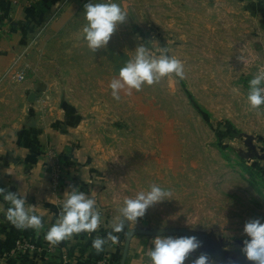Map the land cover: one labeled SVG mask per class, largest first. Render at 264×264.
<instances>
[{
    "label": "rangeland",
    "instance_id": "rangeland-1",
    "mask_svg": "<svg viewBox=\"0 0 264 264\" xmlns=\"http://www.w3.org/2000/svg\"><path fill=\"white\" fill-rule=\"evenodd\" d=\"M114 2L128 11L127 22L106 49H82L62 62L71 75L60 78L68 91L63 95L81 108L75 119L86 118L79 136L107 211L117 217L125 197L155 183L173 197L150 207L134 227L213 231L231 242L229 249L238 248L247 239L244 224L264 222V159L246 145L250 135L256 151L264 152V115L249 110L246 101L248 82L264 64L262 22L249 13L204 7L240 6L237 0ZM79 20L86 23L84 14ZM81 27L69 35L79 37ZM141 43L169 47L184 62L186 77L171 86L168 79L145 86L117 102L109 82ZM239 50L250 58L246 66L236 60ZM22 93L17 87V113L27 102ZM13 113L0 109L2 119Z\"/></svg>",
    "mask_w": 264,
    "mask_h": 264
},
{
    "label": "crops",
    "instance_id": "crops-1",
    "mask_svg": "<svg viewBox=\"0 0 264 264\" xmlns=\"http://www.w3.org/2000/svg\"><path fill=\"white\" fill-rule=\"evenodd\" d=\"M89 1L0 0V109L14 110L12 118L0 117V188L26 194V202L40 206L38 211L45 213L44 228L37 232L18 229L0 212V264H96L100 260L116 264L121 255L126 227L122 233H113L119 236L118 244L108 242L100 253L92 248L93 238H107L116 217L107 211L92 172L90 152L82 146L79 130L86 118L80 114L82 121L80 115L75 119L73 112L77 115L81 108L66 99L60 82L71 75V71L65 74L62 62H71L72 55L82 49L89 52L82 39L69 35L85 24L79 18ZM237 1L240 6L217 3L204 7L211 13H249L264 26V0ZM18 72L24 73V79L14 82ZM17 87L23 92L20 97L25 94L27 98L19 113ZM31 94L34 100L29 99ZM57 166L58 183L53 178ZM88 180L92 183H86ZM70 186L88 194L96 192L102 223L91 236L82 233L65 241L63 248L50 249L44 236L55 223L63 194ZM0 205L4 209L10 206L2 197ZM155 237L134 235L125 264H149L147 252ZM18 240L32 248H18Z\"/></svg>",
    "mask_w": 264,
    "mask_h": 264
},
{
    "label": "clouds",
    "instance_id": "clouds-1",
    "mask_svg": "<svg viewBox=\"0 0 264 264\" xmlns=\"http://www.w3.org/2000/svg\"><path fill=\"white\" fill-rule=\"evenodd\" d=\"M128 11L114 0L90 2L84 5V19L79 39L92 53L106 49L112 35L120 24L126 23ZM133 54L119 69L118 75L109 82L112 98L119 102L122 97H130L133 92H140L145 86H154L168 79L171 82L184 80L186 77L184 62L175 55H170L171 49L167 46L149 47L147 43L138 44ZM249 56L242 50L236 55V60L246 66ZM25 67H28L26 65ZM14 82L24 79V73L18 72ZM238 89H233L238 94ZM249 110L256 111L257 115H264L260 110L264 108V64L258 66L248 82L246 97ZM8 175L12 173L6 170ZM91 184V180L86 181ZM65 191L60 205V211L54 224L45 233V240L51 247H56L64 241L72 240L75 236L87 233L91 236L97 232L102 223V215L97 206L96 192L90 194L81 191L79 187L70 186ZM0 197L10 206L7 209L0 205V212L18 229H33L37 232L44 228V212L38 211L40 206L26 202V194L0 188ZM173 197L171 189L163 188L152 183L147 190L138 191L134 196L125 197L118 208V215L111 225L107 238L96 236L92 240V248L100 253L108 242L119 243V236L113 233H122L125 223L131 229L139 218H143L147 210ZM244 239L241 252L250 264H264V222L260 218L251 219L244 224ZM152 247L148 250L149 264H185L190 254L201 247V242L195 236H164L158 235L152 240ZM192 264H216L206 253L200 254Z\"/></svg>",
    "mask_w": 264,
    "mask_h": 264
},
{
    "label": "water",
    "instance_id": "water-1",
    "mask_svg": "<svg viewBox=\"0 0 264 264\" xmlns=\"http://www.w3.org/2000/svg\"><path fill=\"white\" fill-rule=\"evenodd\" d=\"M30 100L35 99V95L29 96ZM250 135H246V145L249 147L250 152L255 156L264 159V152L259 154L253 144L250 142ZM127 228L120 259L118 264H125L127 252L130 244V240L134 235H177L180 236H195L201 242V247L194 253L190 254L185 264H192L200 254L206 253L211 259L216 261V264H250L246 261L244 255L241 252L243 241H239V247L229 249L231 242L229 240L217 237L213 231L195 230L182 226H165V227H134L129 228L127 222L125 223Z\"/></svg>",
    "mask_w": 264,
    "mask_h": 264
},
{
    "label": "built area",
    "instance_id": "built-area-1",
    "mask_svg": "<svg viewBox=\"0 0 264 264\" xmlns=\"http://www.w3.org/2000/svg\"><path fill=\"white\" fill-rule=\"evenodd\" d=\"M58 177H59V171H58V166L56 168V170L54 171V174H53V178H54V182H57L58 180ZM58 183V182H57ZM16 246L18 248H23V249H28V248H32V246L24 241H21V240H18L16 242ZM48 247L50 249L54 248V247H51L49 244H48ZM67 257L65 255H63V260H65ZM96 264H107L106 263V260H100L98 261Z\"/></svg>",
    "mask_w": 264,
    "mask_h": 264
},
{
    "label": "trees",
    "instance_id": "trees-1",
    "mask_svg": "<svg viewBox=\"0 0 264 264\" xmlns=\"http://www.w3.org/2000/svg\"><path fill=\"white\" fill-rule=\"evenodd\" d=\"M65 245H66V244H65V241H64V242H62L61 244H59L57 247H58V248H63ZM68 254L70 255V254H71V251H68ZM119 259H120V256H119ZM118 262H119V260L116 262V264H118Z\"/></svg>",
    "mask_w": 264,
    "mask_h": 264
}]
</instances>
